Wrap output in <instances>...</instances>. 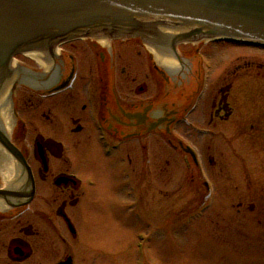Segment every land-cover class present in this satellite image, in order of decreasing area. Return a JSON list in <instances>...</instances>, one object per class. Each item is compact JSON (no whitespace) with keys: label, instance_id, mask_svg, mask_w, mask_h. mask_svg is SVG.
I'll return each instance as SVG.
<instances>
[{"label":"flooded vegetation","instance_id":"flooded-vegetation-1","mask_svg":"<svg viewBox=\"0 0 264 264\" xmlns=\"http://www.w3.org/2000/svg\"><path fill=\"white\" fill-rule=\"evenodd\" d=\"M53 33L38 41L37 56L0 46V264H77L79 241L94 239L87 197L99 185L87 164L102 162L114 190L140 196L138 156L145 172L156 148H180L195 165L192 139L217 131L219 194L238 196L245 184V211L264 224V160L255 189V156L241 151L257 145L264 156V65L218 63L214 81L199 50L173 45L170 61L145 46L144 58L136 48L157 35H100L103 44L89 31Z\"/></svg>","mask_w":264,"mask_h":264},{"label":"rangeland","instance_id":"rangeland-1","mask_svg":"<svg viewBox=\"0 0 264 264\" xmlns=\"http://www.w3.org/2000/svg\"><path fill=\"white\" fill-rule=\"evenodd\" d=\"M178 44L182 53L199 49L208 54L205 61H211L216 67L212 66L214 81L220 71L218 63L224 66L233 61H247L256 63L255 66L264 65V47H243L234 43ZM145 49L144 45L136 48L142 51L144 58ZM259 72L264 73V70ZM216 135L217 139L208 137L203 143L192 139L202 156L203 168L210 176L211 191L205 188L199 171L180 148L177 151L150 149L148 160H152L148 172L138 156L135 167L140 196L133 190L127 193V189L121 188L122 194L114 190L113 178L102 162L87 164L86 167L94 166L91 173L95 174L99 185L91 189L87 197L88 215H91L87 228L94 239L86 243L79 241L74 253L77 264H264V224H259L255 215L245 211V206L252 202V196L245 193V184L240 185L238 196L219 194L218 131ZM202 144L210 147V154ZM252 147L253 150L241 151L255 156L251 158V180L258 189L263 173V148ZM152 170L156 175L151 174ZM96 201L102 205L94 203ZM238 210L242 211L238 213ZM81 230L84 234L86 227ZM141 238L144 239L142 250L139 249Z\"/></svg>","mask_w":264,"mask_h":264},{"label":"water","instance_id":"water-1","mask_svg":"<svg viewBox=\"0 0 264 264\" xmlns=\"http://www.w3.org/2000/svg\"><path fill=\"white\" fill-rule=\"evenodd\" d=\"M109 2H119L136 10L145 9L151 12L160 11L161 8L180 9L195 16L205 12L206 15L202 18L220 20L240 30L254 32L251 27L264 30V0H109ZM73 10V5L65 0H0V30L3 27L0 39L7 42L12 38L11 34L13 38L20 35L21 37L12 42V47L18 46L26 39L39 35L42 29L56 24L57 19L66 18ZM160 20V27L165 31L172 33L184 31L172 25V21L166 17ZM262 31H259L260 34L256 31L255 35L264 38Z\"/></svg>","mask_w":264,"mask_h":264}]
</instances>
